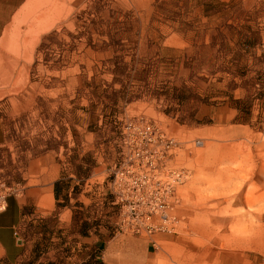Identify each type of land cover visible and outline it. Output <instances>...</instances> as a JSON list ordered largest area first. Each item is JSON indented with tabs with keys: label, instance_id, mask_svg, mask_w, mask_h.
Returning a JSON list of instances; mask_svg holds the SVG:
<instances>
[{
	"label": "rangeland",
	"instance_id": "374dc122",
	"mask_svg": "<svg viewBox=\"0 0 264 264\" xmlns=\"http://www.w3.org/2000/svg\"><path fill=\"white\" fill-rule=\"evenodd\" d=\"M258 45L264 0H0V188L24 187L28 161L62 147L61 194L40 206L66 205L68 225L51 216L27 226L40 252L63 235H162L156 264H264ZM141 121L181 143L164 171L189 173L173 208L115 205L111 195L124 156L136 152L129 125ZM146 214L165 229L133 233Z\"/></svg>",
	"mask_w": 264,
	"mask_h": 264
},
{
	"label": "crops",
	"instance_id": "0c3cea01",
	"mask_svg": "<svg viewBox=\"0 0 264 264\" xmlns=\"http://www.w3.org/2000/svg\"><path fill=\"white\" fill-rule=\"evenodd\" d=\"M261 47L264 52V45H258L255 50L260 51ZM7 143L0 104V149ZM62 155L60 144L58 154L34 155L28 161L24 197H11L6 211L0 213V264H156L151 257L156 254L153 250L157 247L158 237L164 240L162 235L151 238L112 237L108 240L93 234L86 237L81 234L63 235L58 249L52 248L45 254L40 252L41 243L27 237V226L43 223L51 216L57 218L61 227L64 223L68 225V214L63 211L67 206H40L44 197L55 200L56 184L61 181L63 172L57 157L61 160ZM53 209L61 210L55 216Z\"/></svg>",
	"mask_w": 264,
	"mask_h": 264
},
{
	"label": "built area",
	"instance_id": "2783aa9c",
	"mask_svg": "<svg viewBox=\"0 0 264 264\" xmlns=\"http://www.w3.org/2000/svg\"><path fill=\"white\" fill-rule=\"evenodd\" d=\"M129 128L136 133L132 140L136 152L125 155L120 169L116 172V179L111 186V195L116 196L115 205H122L149 209H170L176 206L178 200L177 189L182 186L189 176L186 170H172L165 173L166 162L173 150L180 144L173 138H168L158 126L150 122L141 121L131 123ZM202 144L201 141L197 142ZM133 190L136 195L126 197L125 194ZM24 187L21 183L0 188V213L6 211L11 197H21ZM118 195V196H117ZM164 223L169 219L164 213ZM165 225H156L149 214L132 227L137 235H154L164 230Z\"/></svg>",
	"mask_w": 264,
	"mask_h": 264
},
{
	"label": "bare ground",
	"instance_id": "6f19581e",
	"mask_svg": "<svg viewBox=\"0 0 264 264\" xmlns=\"http://www.w3.org/2000/svg\"><path fill=\"white\" fill-rule=\"evenodd\" d=\"M48 2L51 3L50 1H47V3H48ZM47 3L44 2L43 4H46V7H48V6H47ZM40 4H42V2H41ZM43 4H42V5H43ZM53 4H54V3H53ZM49 6H50V4H49ZM57 6H58V5H57ZM39 7H40L39 9L43 8V7H41V6H39ZM47 9H48V8H47ZM55 9H56V8H55ZM36 10H37V9H36ZM41 10H42V9H41ZM39 11H40V10H39ZM49 11H50V10H48L47 14L49 13ZM59 11H60V10H59ZM59 11H58V12H59ZM41 12H42V11H41ZM53 12H54V11H53ZM58 12L56 11L57 14H59ZM54 13H55V12H54ZM56 13H55V14H56ZM61 13H62V12H61ZM61 13H60V15H61ZM51 14H53V13H51ZM22 15H23V14H22ZM44 15H45V14H44ZM39 16H40V15H39ZM54 16H56V15H53V17H54ZM47 17H48V16H47ZM53 17H50V18H53ZM58 17H59V16H58ZM24 18H25V20H26V18H28V16H26V17H24ZM55 18H56V17H55ZM59 18H60V17H59ZM59 18H58V19H59ZM56 19H57V18H56ZM56 19H53V20H56ZM58 19H57V20H58ZM23 20H24V19H23ZM29 22H30V21H29ZM31 22H33V21H31ZM55 22H56V21H55ZM55 22H54V23H55ZM21 23H22V20H21ZM24 23H25V22H24ZM27 24H28V22H27ZM25 25H26V24H25ZM50 25H51V24H50ZM55 25H56V23H55ZM19 26H20V25H19ZM21 26H22V25H21ZM21 26H20V27H21ZM33 27H35V24H34ZM17 29H18V28H17ZM21 29H22V28H21ZM21 29H20V30H21ZM18 30H19V29H18ZM13 31H14V30H13ZM23 31H24V30H23ZM34 31H35V29H34ZM38 31H39V30H38ZM38 31H37V33H38ZM14 32H15V31H14ZM18 32H20V31H18ZM29 32L31 33V35H30V37H31V36H32V32H31V31H29ZM40 33H42V32H40ZM34 34H36V33H34ZM34 34H33V35H34ZM25 35H26V37H27V33H26ZM28 35H29V34H28ZM36 35H37V34H36ZM38 35H39V34H38ZM38 35L36 36V37H37L36 40L38 39ZM18 36H19V35H18ZM18 36H17V37H18ZM21 36H22V35H21ZM32 37H33V36H32ZM32 37H31V38H32ZM34 37H35V36H34ZM20 38H21V37H20ZM17 39H19V38H17ZM25 39H26V38H25ZM19 40H20V39H19ZM22 40H24V39H22ZM31 41H32V40H31ZM23 42H26V41H23ZM29 42H30V41H29ZM32 42H34V41H32ZM35 42H37V41H35ZM38 42H39V40H38ZM14 43H15V42H14ZM21 44H22V43H21ZM37 44H39V43H37ZM12 45H13V43H12ZM31 45H32V43H31ZM33 45H34V44H33ZM13 46H14V45H13ZM22 46H23V44H22ZM28 46H29V44H28ZM23 47H25V46H23ZM26 47H27V46H26ZM30 47H32V46H30ZM30 47H29V48H30ZM21 50H22V49H21ZM32 50H34V49H32ZM24 51H25V49H24ZM24 51H23V52H24ZM11 52H12V51H11ZM19 52H21V51H19ZM19 52H15V53H19ZM30 52H31V51H30ZM13 53H14V52H13ZM27 53H28V52H27ZM19 54H20V53H19ZM19 54H18V56H19ZM21 54H22V53H21ZM21 54H20V55H21ZM25 54H26V52H25ZM31 54H32V53H31ZM13 55H14V54H13ZM28 55H30V54L28 53ZM28 55H26V56H28ZM18 56H17L16 58H18ZM23 57H25V56H23ZM14 58H15V57H14ZM20 58H21V57H20ZM16 60H17V59H16ZM25 61H26V60H25ZM22 71H23V69H22ZM23 72H24V71H23ZM22 74H23V73H22Z\"/></svg>",
	"mask_w": 264,
	"mask_h": 264
},
{
	"label": "trees",
	"instance_id": "16d2710c",
	"mask_svg": "<svg viewBox=\"0 0 264 264\" xmlns=\"http://www.w3.org/2000/svg\"><path fill=\"white\" fill-rule=\"evenodd\" d=\"M61 183L59 182V183H57L56 184V190H55V194H56V198L58 199V195L59 194H61V188L59 187V185H60ZM66 206V205H65ZM65 206H60V207H65ZM86 225V224H85Z\"/></svg>",
	"mask_w": 264,
	"mask_h": 264
}]
</instances>
